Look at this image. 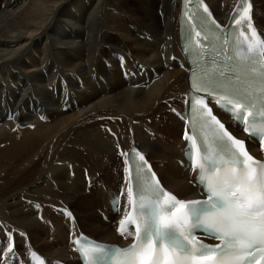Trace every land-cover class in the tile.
Returning a JSON list of instances; mask_svg holds the SVG:
<instances>
[{"label":"bare ground","instance_id":"bare-ground-1","mask_svg":"<svg viewBox=\"0 0 264 264\" xmlns=\"http://www.w3.org/2000/svg\"><path fill=\"white\" fill-rule=\"evenodd\" d=\"M206 1L217 18L228 19L238 0ZM2 2L0 90L13 94V86L34 85L45 98L26 120L18 118L23 110L15 118L0 116V240H12V253L0 257L3 264L22 254L29 257L32 250L48 259L75 261L67 238L77 234L76 225L99 240L121 241L108 199L114 181L120 182L115 215L120 218L128 211L127 192L123 178L116 179L108 167L110 161L119 165L121 150L135 144L158 162L165 186L182 197L197 194L198 187L191 185L196 168L177 163L185 148L181 105L189 89L178 37L180 0H157L156 7L155 0ZM252 3L264 31V0ZM64 19L77 23L75 48L60 38L58 21ZM48 46L55 49L50 58ZM60 68H77V91L53 104L46 88ZM74 129L77 138L69 142ZM50 144L57 147L54 159L65 162L56 169L48 168L52 161L40 155ZM84 159L88 168L69 164L68 169L67 163ZM98 180L105 183L97 185Z\"/></svg>","mask_w":264,"mask_h":264},{"label":"snow or ice","instance_id":"snow-or-ice-1","mask_svg":"<svg viewBox=\"0 0 264 264\" xmlns=\"http://www.w3.org/2000/svg\"><path fill=\"white\" fill-rule=\"evenodd\" d=\"M200 2L203 3V0ZM241 7L242 19L247 22L248 9L244 8L243 4ZM203 11L211 15L207 4H204ZM199 19V26L205 31L206 21L203 17ZM233 19H236L235 16ZM236 23L239 24L240 20H236ZM248 27H251L250 23ZM196 36L200 37L199 31ZM215 40L214 32L205 31L204 41L209 53L214 51ZM188 41L191 51L194 47L191 34ZM248 51H251V46ZM196 55L200 56V50H196ZM234 74L222 71L218 76L200 78L195 89L198 93H209L210 100L211 93H218L219 99L215 103L233 115L236 121H246L253 113L248 111L247 116H243L241 112L244 110V104H251V94L231 79ZM221 101L225 103L221 104ZM189 103L191 104V99ZM195 105L207 108L202 99H197ZM231 105H234L235 111L227 107ZM196 111L201 113L204 126L211 131V142L206 140L203 162L197 160L195 164V182L198 186H204L207 198L179 200L161 187L159 179H154V183L151 180L141 183L137 195L143 228L137 223V242L112 253L113 256L125 257L127 264H248V259L253 257L255 252L264 253V163L256 161L253 155L249 154L245 148V140L237 139L226 130L224 123L212 114L211 109L203 113L197 107ZM260 115H264V112ZM209 118L213 124H208ZM213 125H218V128ZM243 131L248 132L249 129L245 127ZM253 131L264 134V125L254 128ZM139 160L148 165L143 154L139 155ZM254 164L258 167H254ZM151 167L148 165L149 172ZM137 170L141 173L145 171L141 165H137ZM151 175L156 177L155 172ZM126 196L130 199L133 197L131 185L128 186ZM133 205L137 208V201L133 200ZM68 215L71 216L72 213L68 212ZM130 220L131 214L120 222L118 231L122 236L123 226ZM198 228H207L220 243L213 246L197 241L195 231ZM109 247L111 246L78 250L85 256L91 251L99 253L102 258H108ZM2 252L3 249H0V254Z\"/></svg>","mask_w":264,"mask_h":264},{"label":"rangeland","instance_id":"rangeland-1","mask_svg":"<svg viewBox=\"0 0 264 264\" xmlns=\"http://www.w3.org/2000/svg\"><path fill=\"white\" fill-rule=\"evenodd\" d=\"M13 1H17V0H12V2ZM5 6H6V4H4L3 2H2V0L0 1V8H2V9H4L5 8ZM157 6V0H155V7ZM73 15H76V13L75 12H73ZM74 17H76V16H74ZM62 18V17H61ZM60 18V19H61ZM60 22V23H59ZM58 23H59V26H60V28H61V30H60V33H59V35H61L60 36V38L62 39L63 38V40L64 39H66L67 40V47H69V48H75L76 46H77V41H78V38H77V23H76V21L75 20H70V19H64V20H62V21H58ZM66 23V24H65ZM65 24V25H64ZM71 26H70V25ZM66 25H67V27H66ZM73 28V29H72ZM75 28V29H74ZM68 30V31H67ZM52 33H55V34H57L56 32H54V31H52ZM64 33V34H63ZM63 34V35H62ZM69 36V37H68ZM73 39V40H72ZM71 41V42H70ZM70 43H71V45H70ZM73 43V44H72ZM75 46V47H74ZM55 50V49H54ZM53 50V51H54ZM46 51H48V53H49V58H50V56L52 55V52L53 51H50V49H49V46H48V49H46ZM49 58H48V60H49ZM70 68H74L73 66H71ZM69 68V69H70ZM69 69H61L60 68V71H59V73H57L56 75H55V79H54V77L51 79V83H49V85L47 86V88H46V91H48L49 93H50V96L48 97L47 96V94H45L46 95V98L48 99V100H50L53 104H57V103H59L60 104V102L61 101H59L60 99H64V97H66V96H68V95H72L73 93H76V91H77V82H76V73H77V71H74L75 69H77V68H75L74 70H69ZM67 72H68V74H67ZM66 74V75H65ZM64 75H65V77H66V79H65V77H64ZM62 76V77H61ZM67 78H70V79H67ZM57 81H59L58 83H61V85H62V89H63V91H64V93H63V95L61 96V97H59V98H54V96H55V92H52L51 90H49L52 86H54L55 84V82H57ZM1 84L3 85V83H2V81H1ZM57 84V83H56ZM34 87V88H33ZM33 87L32 86H29V85H27L26 87H24V88H22V89H19V87H15V86H13L12 87V91L14 92L13 94H12V92H10V93H6L5 91H3L2 92V90H0V109H3L2 108V105L4 104V103H6V104H4V106H5V108H6V114H10L9 116H11V115H13V112H14V109L12 108V107H15V106H17V110H19V111H21V110H24L25 108H26V104H27V102H28V100H30V101H32V102H35V103H38V104H40L41 105V103H43L44 102V97H43V95L41 94V92L40 91H37L36 89H35V86L33 85ZM30 89V90H29ZM21 90V91H20ZM40 92V93H39ZM6 93V94H5ZM72 93V94H71ZM14 95V96H13ZM40 96V97H39ZM42 96V97H41ZM13 97V98H12ZM26 97V98H25ZM36 97V98H35ZM11 98V99H10ZM39 99V100H38ZM40 99H41V103L39 102L40 101ZM54 99V100H53ZM14 101V102H13ZM55 101V102H54ZM21 102V103H20ZM13 103V104H12ZM15 105V106H14ZM23 105V106H22ZM10 106V107H9ZM19 106V107H18ZM25 107V108H24ZM23 108V109H22ZM27 108H31V109H33V104H31V105H29ZM4 110V109H3ZM16 110V111H17ZM5 111V110H4ZM11 111V112H10ZM34 112V111H33ZM1 113H2V110H1ZM32 115H33V113H32ZM31 115V116H32ZM30 116V117H31ZM29 117V118H30ZM59 119H60V122L62 121V119H61V117H59ZM2 120H4V118L2 119ZM96 130H98V129H96ZM76 132V129H74V132L72 133V135L68 138V140H69V142H72V141H75L76 140V138H77V133H75ZM76 135H75V134ZM110 136H112V135H110ZM113 137V136H112ZM114 138V137H113ZM116 140V139H115ZM118 142H120L119 140H117ZM56 145H53V144H50V146H49V148L48 149H42V151H41V153H40V155H41V157L44 159V160H49V161H52V164L51 165H47L48 166V168H51V169H56V168H59V166H61L62 164H64L65 162H60V161H57V160H55L54 159V157H55V152H56V149H57V147H55ZM76 146H77V144L76 143H74L72 146H71V154H72V156L74 157V158H76L77 157V152H76ZM50 149V150H49ZM76 153V154H75ZM53 155V156H52ZM51 157V158H50ZM64 159H69L68 157H64ZM154 161V160H153ZM177 161V160H176ZM56 162V163H55ZM62 163V164H61ZM177 163H178V161H177ZM69 164H71V165H73V166H77V167H79V168H88L89 167V163L87 162V160L86 159H84L81 163H75V164H72V163H67V165H68V169H69ZM179 164V163H178ZM58 165V166H57ZM46 166V167H47ZM119 184H120V182L117 184V186L119 187ZM123 185V184H122ZM192 185V184H191ZM98 209L99 208H97L96 209V211H97V213L101 216V214L99 213V211H98Z\"/></svg>","mask_w":264,"mask_h":264}]
</instances>
